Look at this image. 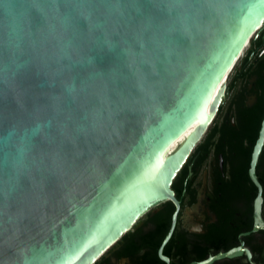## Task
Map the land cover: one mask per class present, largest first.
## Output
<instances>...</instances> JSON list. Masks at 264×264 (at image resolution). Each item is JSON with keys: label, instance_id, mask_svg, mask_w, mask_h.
<instances>
[{"label": "water", "instance_id": "obj_1", "mask_svg": "<svg viewBox=\"0 0 264 264\" xmlns=\"http://www.w3.org/2000/svg\"><path fill=\"white\" fill-rule=\"evenodd\" d=\"M66 3L3 0L0 34L13 33L23 11L31 39L39 41L50 18L65 14ZM188 3H81L77 41L92 63L76 67L73 75L87 87L78 99L61 105L68 134L57 131L49 140L33 141L28 170L11 195H0V264H18L26 247L62 249L61 264H91L139 215L171 198L175 210L157 251L168 264L161 248L177 209L171 179L211 120L228 70L264 20L259 0H223L211 8L201 0L202 11L185 31L179 17ZM97 21L103 29L93 26ZM49 79L34 59L14 87L0 85V119L26 120L36 109L51 116L52 96L60 89L49 87ZM263 140L264 116L248 169L257 187L252 230L237 235L241 246L189 264H208L242 250L251 263L264 264V224L253 172ZM7 151L0 146V165Z\"/></svg>", "mask_w": 264, "mask_h": 264}, {"label": "flooded vegetation", "instance_id": "obj_2", "mask_svg": "<svg viewBox=\"0 0 264 264\" xmlns=\"http://www.w3.org/2000/svg\"><path fill=\"white\" fill-rule=\"evenodd\" d=\"M237 60V61H236ZM230 67L213 116L170 182L177 209L161 255L168 264L200 262L241 246L252 230L250 154L264 116V20ZM264 224V140L253 168ZM171 198L151 206L91 264H166L157 251L171 225ZM208 264H253L246 250Z\"/></svg>", "mask_w": 264, "mask_h": 264}, {"label": "clouds", "instance_id": "obj_3", "mask_svg": "<svg viewBox=\"0 0 264 264\" xmlns=\"http://www.w3.org/2000/svg\"><path fill=\"white\" fill-rule=\"evenodd\" d=\"M98 2L103 6L106 0ZM204 2L210 8L215 7L208 0ZM200 3L201 0H189L188 8L179 17L185 31L189 30V20L192 19L194 23V17L202 11V6L197 7ZM66 7L63 16L50 18L49 30L41 33L39 41L31 39L23 11L16 17L15 31L6 36L0 34V85L14 87L17 78L27 75L34 59H38L47 70L49 87L60 89L59 94L52 96L54 103L51 116L43 109H36L28 114L26 120L0 119V146L8 149L0 165V195L5 197L15 191L21 176L28 170L33 141L38 138L49 140L57 131L62 135L68 134L67 121L62 119L65 112L61 105L69 99H78L87 87L86 82L78 84V77L73 75L76 67H87L92 63L90 58L82 55L77 41V20L84 12L80 0H67ZM189 10L192 16H189ZM93 26L104 28L98 21ZM67 119H71V116ZM62 256V249L33 250L26 247L19 253L18 264H61Z\"/></svg>", "mask_w": 264, "mask_h": 264}, {"label": "snow or ice", "instance_id": "obj_4", "mask_svg": "<svg viewBox=\"0 0 264 264\" xmlns=\"http://www.w3.org/2000/svg\"><path fill=\"white\" fill-rule=\"evenodd\" d=\"M3 0H0V3H2ZM90 0H80V3L82 4H87L89 3ZM177 2H179V0H177ZM208 3L212 6H219L223 4V0H208ZM259 4L264 6V0H259Z\"/></svg>", "mask_w": 264, "mask_h": 264}, {"label": "bare ground", "instance_id": "obj_5", "mask_svg": "<svg viewBox=\"0 0 264 264\" xmlns=\"http://www.w3.org/2000/svg\"><path fill=\"white\" fill-rule=\"evenodd\" d=\"M236 61H237V60H236ZM229 71H230V70H228V72H227V74H226V77H225L224 81L226 80V78H227V76H228V73H229ZM223 84H224V82H223Z\"/></svg>", "mask_w": 264, "mask_h": 264}]
</instances>
